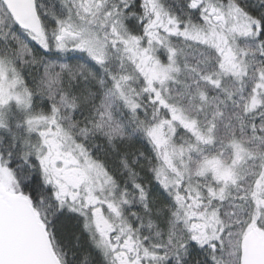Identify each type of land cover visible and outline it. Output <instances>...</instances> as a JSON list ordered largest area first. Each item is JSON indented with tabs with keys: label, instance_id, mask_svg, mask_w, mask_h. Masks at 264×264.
Listing matches in <instances>:
<instances>
[{
	"label": "snow or ice",
	"instance_id": "1",
	"mask_svg": "<svg viewBox=\"0 0 264 264\" xmlns=\"http://www.w3.org/2000/svg\"><path fill=\"white\" fill-rule=\"evenodd\" d=\"M0 264H264V0H0Z\"/></svg>",
	"mask_w": 264,
	"mask_h": 264
}]
</instances>
